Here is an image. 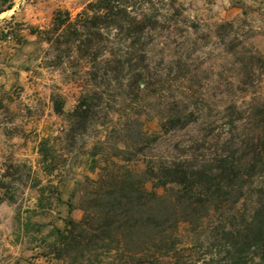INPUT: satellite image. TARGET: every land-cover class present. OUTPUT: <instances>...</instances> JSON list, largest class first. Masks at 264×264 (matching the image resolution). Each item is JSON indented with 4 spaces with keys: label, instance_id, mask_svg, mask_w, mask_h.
<instances>
[{
    "label": "trees",
    "instance_id": "16d2710c",
    "mask_svg": "<svg viewBox=\"0 0 264 264\" xmlns=\"http://www.w3.org/2000/svg\"><path fill=\"white\" fill-rule=\"evenodd\" d=\"M161 11L153 0H89L75 15L57 8L48 26L30 25L33 40L0 26V42L45 44L47 65L81 87L70 111L56 102L65 135L95 132L88 168L100 173L78 182L82 216L64 221L50 252L63 264H264V99L245 100L264 56L223 47L232 71L213 79L187 44L191 26ZM181 222L209 232L219 257L185 255Z\"/></svg>",
    "mask_w": 264,
    "mask_h": 264
},
{
    "label": "rangeland",
    "instance_id": "374dc122",
    "mask_svg": "<svg viewBox=\"0 0 264 264\" xmlns=\"http://www.w3.org/2000/svg\"><path fill=\"white\" fill-rule=\"evenodd\" d=\"M10 1L12 7L0 13V19L8 21H1L0 26L21 28L20 35L33 40L34 36L28 33L30 25L48 26L57 8L68 9L75 15L89 0H0V7ZM153 3L163 10L160 13L168 8L170 23L184 20L191 26L187 44L198 48L192 56L205 60L203 70L213 79L216 78L213 73L230 75L232 71L231 58L223 47L237 44L264 56V0H153ZM225 22H232V26H218ZM222 33L229 36L222 39ZM45 48V44L20 47L11 40L0 42V178L5 183L0 188V264H63L50 252L57 229H63L69 217L82 216L76 207L78 182L85 176L96 178L100 173L99 169L88 168L87 153L95 132L88 130L69 138L65 135L68 122L55 110L60 98L64 111H70L81 87L70 81L67 72L47 65ZM252 96L264 99V73L245 100ZM145 124L150 130L159 128L156 119L148 118ZM44 138L49 139L47 161L39 152ZM176 235L181 245L188 248L183 250L185 255H199L207 262L210 257L214 260L219 257L217 248L210 252L207 247L211 241L209 232L198 235L190 225L181 222ZM173 262L166 258L159 264Z\"/></svg>",
    "mask_w": 264,
    "mask_h": 264
}]
</instances>
